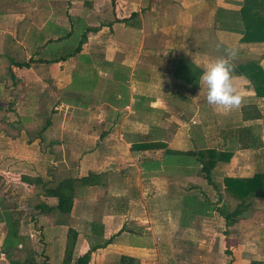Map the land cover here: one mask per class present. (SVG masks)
<instances>
[{
  "label": "crops",
  "instance_id": "obj_1",
  "mask_svg": "<svg viewBox=\"0 0 264 264\" xmlns=\"http://www.w3.org/2000/svg\"><path fill=\"white\" fill-rule=\"evenodd\" d=\"M240 6L241 0H0V170L16 168L24 182L37 177L46 185L89 172L99 179L75 186L69 212H41L36 205L55 203L41 195L32 222L21 219V241L10 255L1 249L6 228L0 222V264H60L68 229L77 232L73 258L89 250V264H117L121 254L138 264L155 257L156 236L126 224L152 222L149 214L140 217L143 207L168 222L171 199L162 209L156 200L163 192L172 196L174 178L185 176L156 161L165 148L200 144L203 138L179 137L176 128L184 114L196 117L193 107H213L200 77L193 86L175 74L178 58L203 71L234 48L239 61L254 59L264 70V42H239ZM81 31L86 38L73 54ZM212 44L219 52L209 50ZM233 83L244 104L255 103L264 114V97H254L248 80L233 74ZM257 123L259 146L237 148L229 161L217 162L223 177L264 172V122ZM251 197L234 228L258 240L264 199ZM192 222L181 221L182 229ZM242 250L245 257L254 254L252 247Z\"/></svg>",
  "mask_w": 264,
  "mask_h": 264
},
{
  "label": "rangeland",
  "instance_id": "obj_2",
  "mask_svg": "<svg viewBox=\"0 0 264 264\" xmlns=\"http://www.w3.org/2000/svg\"><path fill=\"white\" fill-rule=\"evenodd\" d=\"M4 4L2 6L3 8ZM16 4H20V2ZM210 48L209 50L212 52H219L217 49L214 50L213 44L210 45ZM237 58L241 59V54L238 51H236V55L231 57V59L238 61ZM91 81L94 83L95 80L93 77ZM195 96L196 99L198 94H195ZM243 104L244 102L242 100L239 107L228 111L216 110L214 106H204L200 111H196L198 108L193 107L194 111L192 110V114H195L196 117L190 114H184V120H180L182 127L176 128L179 131V137H183L189 132L192 137L198 140V137L204 139L202 141L199 140L200 144L191 142L192 146H189L187 150L202 149V147H211L214 149H227L232 147L234 152L237 148H243L240 144H237V140L235 139L241 135L240 129L242 127L260 125V123H257V120L241 119L240 110ZM201 122L204 123L203 128L202 126L200 127ZM208 122L209 126L207 127L206 124ZM197 131L200 132L198 136L196 134ZM2 134L6 136L12 135L5 132ZM188 165L186 164L184 166L185 168H178V174H183L185 177L180 178L181 180L176 177L174 178L176 181L172 196L170 194L165 195L166 192H163V195L158 196L159 198L156 200V205L159 209H162L168 200L171 199L170 201H172L174 209L173 212L171 211L172 214L168 215L170 217H167L168 222L163 219L165 217L163 213L159 211L156 213L155 211V214L151 212L152 215H150L148 208L143 207V213L140 214V217L144 218V216L149 214V216L154 217L152 218L154 220L152 222H140L141 224L137 222L134 224L132 222L126 224L127 226L144 232V235H149L150 237L152 235L156 236L154 241L156 242V247L160 248L154 254L155 257L150 262L148 261L147 264H199L200 262L203 264H251V261L254 260L262 261V264H264V219L257 217L255 235L262 236V239L260 238L258 240H252L250 237L246 239L248 234L246 235V233L239 232L237 228H234L237 227L234 226V222L238 215L232 217V220L229 222L227 220L221 222L219 218L223 216V212L226 214L238 203L223 188V171H220V168L218 170L213 168L210 172L211 183H207L201 177V173H199L196 165L192 167ZM191 169H196L197 171H191ZM16 170L15 168L13 173L0 170L2 176H0V205L5 206L11 212L16 211L19 219H22L28 225V223L32 222L29 216L35 213L34 205L41 200L40 196L42 195V197L47 198L43 195V188L49 185H55L58 180H55L57 179L55 178L45 186L43 182L45 183L47 180H41L37 177L29 178L30 182H24L21 179V174L16 172ZM161 172L163 173V171ZM148 196L149 191H147L145 197ZM248 198V200L252 199L251 196ZM182 203L183 206L181 205ZM192 205L198 207L200 205V208L205 213H197L194 215L191 213L190 215ZM205 215L210 218L208 220H202ZM192 218L193 222L189 225L191 227L186 230L182 229L180 222L189 221ZM27 225H24L25 229L28 227ZM21 226L20 224V230ZM247 243H249V247L254 249V254L250 256L254 257V259L241 254V251H245L242 249L249 248L246 247L248 246ZM150 245L149 247L154 248L152 243ZM243 245L244 248H242ZM246 258H248L247 261L245 260ZM133 262L134 264H138L134 257Z\"/></svg>",
  "mask_w": 264,
  "mask_h": 264
},
{
  "label": "trees",
  "instance_id": "obj_3",
  "mask_svg": "<svg viewBox=\"0 0 264 264\" xmlns=\"http://www.w3.org/2000/svg\"><path fill=\"white\" fill-rule=\"evenodd\" d=\"M134 16V13L131 14ZM238 18L242 23L240 30L239 42L241 43H260L264 42V0H241V6L238 10ZM77 46L74 48L73 54L79 52L81 45L86 38V32L81 31ZM61 38V37H58ZM52 39H48L50 41ZM183 56L178 58L175 67V74L182 77L193 86L198 85V79L202 70L188 61ZM232 73L244 76L251 84L254 97H264V70L259 63L254 59H246L244 61H232ZM16 65L23 66L27 63L16 62ZM241 119H261L264 122V114L260 112L255 103L244 104L241 106ZM257 129V130H256ZM256 130L257 134H256ZM241 135L236 137L237 142H240L242 147H257L260 138V126H248L240 129ZM236 143V142H235ZM150 143L140 145L141 147H148ZM153 145L163 146L161 142H156ZM233 154V148L214 149L209 147H202L196 150H173L169 148L164 149V157L162 162L156 161L157 166L160 163L164 167H174L178 170L183 168L186 164L190 167L197 166L201 177L207 183H211L210 172L215 167L217 162H227ZM145 167L144 164H142ZM185 168V167H184ZM196 169H191V171ZM197 171V170H196ZM42 180V179H41ZM99 181L98 175L92 172L79 177H67L60 179L55 185L43 188V195L48 198H55V203H40L36 205L41 212L58 211L61 213L69 212L73 204L74 190L77 185H91ZM223 188L225 192L238 203L236 206L223 215L225 220L237 216L243 211L242 202L249 196H257L264 199V172H255L249 177H232L224 176L222 179ZM44 186L46 185L43 182ZM194 198V197H192ZM194 203V202H193ZM196 203V202H195ZM188 204V203H186ZM191 205V204H190ZM197 213H205V211L196 205H192L190 215ZM0 222H4L6 232L2 242V252L10 255V251L14 246L21 241L20 224L21 219L16 214V211L11 212L6 207L0 205ZM77 238V232L73 229H68L66 234V242L64 252L60 264H89L90 251L84 252L73 258L74 245ZM262 261H251V264H262ZM117 264H134L133 258L130 255L121 254L118 258Z\"/></svg>",
  "mask_w": 264,
  "mask_h": 264
},
{
  "label": "clouds",
  "instance_id": "obj_4",
  "mask_svg": "<svg viewBox=\"0 0 264 264\" xmlns=\"http://www.w3.org/2000/svg\"><path fill=\"white\" fill-rule=\"evenodd\" d=\"M226 55L210 61L200 79L206 88V101L221 110H232L241 104L242 97L233 83V65L230 58L236 55L234 48H226Z\"/></svg>",
  "mask_w": 264,
  "mask_h": 264
},
{
  "label": "built area",
  "instance_id": "obj_5",
  "mask_svg": "<svg viewBox=\"0 0 264 264\" xmlns=\"http://www.w3.org/2000/svg\"><path fill=\"white\" fill-rule=\"evenodd\" d=\"M30 236H32V234H30Z\"/></svg>",
  "mask_w": 264,
  "mask_h": 264
}]
</instances>
